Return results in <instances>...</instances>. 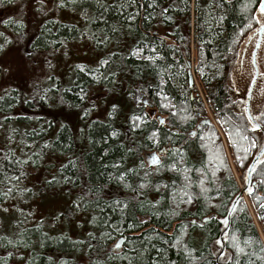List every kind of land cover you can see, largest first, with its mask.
Returning a JSON list of instances; mask_svg holds the SVG:
<instances>
[{"label": "trees", "instance_id": "trees-1", "mask_svg": "<svg viewBox=\"0 0 264 264\" xmlns=\"http://www.w3.org/2000/svg\"><path fill=\"white\" fill-rule=\"evenodd\" d=\"M54 1L64 10L79 11L83 29L44 18L32 31L29 50L59 51L78 40L97 57L99 67L73 68L62 80L67 83L74 76L69 89L49 77L27 92L16 87L0 95V264H218L214 247L225 228L220 218L240 191L233 170L243 184L261 145L259 131L241 119L224 88L233 59L259 25L260 0H212L210 39L198 19L191 34L189 0H77L76 7L67 6L69 0ZM6 6L3 43L12 38L11 44L19 40L22 45L23 31ZM165 13L169 22L162 18ZM192 67L219 129L212 119L196 129L208 118L204 103L198 94H187L190 88L185 87L183 97L174 86V79L186 83ZM93 86L107 92L99 91L95 107L84 111L71 95ZM135 90L149 97L147 107L132 103ZM156 93L163 105L175 108L178 120L164 112ZM58 95L70 97L67 115L77 125L75 134L68 124L41 114L60 105ZM2 106L10 111L24 106L35 120L19 124L16 118H4ZM149 108L156 110L155 116L148 114ZM7 120L24 126L26 134H7L12 125ZM259 123L264 130V113ZM161 147L166 153L146 176L136 178L142 153ZM48 168L54 169L50 177L45 175ZM251 181L255 186L246 196L260 232L241 199L223 238L220 263L264 264V155ZM145 184L144 191L139 185ZM117 186L128 192L129 200H118L120 193L109 191ZM40 187L50 194H41ZM212 195L210 200L203 197ZM45 201L52 202L44 213L49 222L42 217ZM33 214L39 218L28 222ZM209 214L216 217L202 226L191 222ZM118 237L125 241L114 250L109 246Z\"/></svg>", "mask_w": 264, "mask_h": 264}, {"label": "rangeland", "instance_id": "rangeland-1", "mask_svg": "<svg viewBox=\"0 0 264 264\" xmlns=\"http://www.w3.org/2000/svg\"><path fill=\"white\" fill-rule=\"evenodd\" d=\"M230 1V0H227ZM4 2V3H3ZM77 0H69L67 6H73L76 7ZM189 6H190V18H191V34L195 31L196 28H198L197 19L199 20V26L202 25L205 28V31L209 34V39L212 37L210 35V29L212 27V16H211V10L213 7L212 0H201V3H198L197 0H189ZM5 3H10V6L3 5ZM183 2L180 1V4ZM64 4V3H63ZM6 6L8 9L6 10L7 15L9 17H13L17 22L15 24V27L21 31H23L24 38L22 40V45H20V41L16 40L11 44V39L6 44L3 43V33L4 27L7 22H3L2 18V11L3 7ZM60 7V9H59ZM63 5H60V2L57 6V1L54 0H0V95L7 94L11 92V89L14 88H20L21 91L27 92V90L34 89V86L37 85L41 86V83L47 82V79L49 77L54 78V82L61 85L64 79L63 77L65 74H68V72L73 73V68L76 70H83L81 65H85L89 67V70L98 69L99 67V61L97 60V57L87 51L86 47L84 45H81L78 40L73 42L71 41L70 44H67L64 48L59 49V51H48L46 53H39V52H32L29 50V45L32 41V31L36 30V28L39 27L42 23V19L47 18L48 20H53L57 23H62L64 25L71 24V26H75L77 29L81 30L83 29V23L80 22V12L79 11H71L70 9L64 10L62 9ZM151 7V6H149ZM70 10V11H69ZM75 10V8H74ZM158 12V11H157ZM163 19L169 22L171 18H168V14H162ZM155 16H158V13H156ZM46 19V21H47ZM155 21L156 18H153ZM258 22L259 24L264 22V15L258 14ZM12 28V27H11ZM65 27H62L64 29ZM71 28V27H69ZM15 29L19 32V30ZM65 30V29H64ZM159 30L162 32V28L160 27ZM33 31V33H34ZM66 33L70 32L66 31ZM52 36V35H50ZM251 34L246 37L244 40L240 51L238 55L233 59L231 63V67L228 71L227 79L225 81L224 88L226 89L227 93L229 94V97L231 96V100L233 104V109L238 111L239 116L241 119L249 125V120L246 116L245 112V104L247 101L248 91L251 85V81L254 75L253 66L251 64V50L253 48V42L251 40L253 38H250ZM30 40V41H29ZM193 41V38H191V43ZM84 44V43H83ZM86 45V44H85ZM89 49V47H87ZM242 52L244 53V59H240ZM257 62V69H258V78L255 81L252 94H251V100H250V113L252 117L259 122L263 113H264V47L262 48L261 52L259 53V57L256 58ZM260 63V65H259ZM243 66L241 67V65ZM259 67V68H258ZM74 70V72H75ZM192 76H193V87L194 90L191 91V87L189 86V77H186V83H179L177 79H174V86L178 90H181V95L185 97V87L189 89L187 92L188 95H191V97H196L197 94L200 97L199 99L202 100V102L205 105L206 111L208 113V118L205 120H209L218 128L216 125L212 115L209 112L208 107L206 106V103L203 99V91L201 89V86L199 85V80L197 76L195 75V72L192 68H189ZM73 75V74H72ZM188 75V72H187ZM89 76V75H88ZM96 75L91 76V79H94ZM74 77V76H73ZM73 77L66 83V81L63 83V86L65 89H69L73 87V83L75 79ZM185 81V79H184ZM188 84V85H187ZM57 86V85H55ZM125 88L126 86L123 84L122 88ZM36 88V87H35ZM61 89V88H60ZM61 91V90H60ZM102 92V94L106 93V90H100L99 87L93 86L92 91L88 89L86 93H81L79 91L75 92L72 96L74 98L75 102H78V104L81 106L84 111H87L88 109L92 110L95 107L96 101L100 98L101 94L98 92ZM114 90H111V92ZM127 91V88L125 89V92ZM197 93H196V92ZM59 92V91H58ZM159 98V105L163 107L164 112L166 113H172L178 120L177 111L173 106L163 105L164 100L162 101V96L160 97L158 93H156ZM180 97V100H182V97ZM57 98V97H56ZM69 99V101H68ZM59 101V104H55L56 106H53V108H48V110H51L50 112H41L42 116H45L48 118H53L56 120H59L63 123L68 124V128L71 131L72 134H75L76 132V123L73 122V118L70 115H67L68 111L71 110L70 106V97H62L58 95V98L56 101ZM149 100V97L146 95L144 91L135 90L132 93L131 101L136 106H142V101ZM79 108V109H80ZM192 109L194 110V107L192 105ZM151 110V108H149ZM2 115L4 118H16V122L21 124L23 121H31L35 119H30V117L36 116L35 114L27 111L25 107L23 106L21 110L16 111H10L7 107H1ZM79 111V110H78ZM27 112L29 115H23L22 113ZM22 114V115H21ZM18 115V117H17ZM40 115V114H39ZM1 116V115H0ZM185 119H182L184 121ZM10 123H7V125H11L13 120H7ZM6 121V122H7ZM15 121V119H14ZM204 121V120H203ZM1 122V121H0ZM24 126L19 125L16 126L12 124L10 126V129L5 131L7 134L9 132H12L14 137H18L20 134L24 133L26 134V131ZM55 128H52V130L55 131ZM219 129V128H218ZM194 132V131H193ZM6 134V135H7ZM194 134V133H191ZM192 136V135H191ZM12 137V134L10 135ZM4 150V146L0 144V151ZM166 149L165 152L166 153ZM160 152V149H156L155 151H144L141 155L142 157V163L139 162V164H136V169L138 171V174H136V178H138L140 175H147L145 172L148 168L153 169L155 166V163L158 162L160 157L158 156ZM161 155V154H160ZM158 156V159H156ZM230 160V158H229ZM150 166H153L152 168ZM36 168H40V166H36ZM54 169H47L45 175L47 177H50L51 174H53ZM234 177L239 183L240 191L243 188L244 183L240 181V176L238 173H236L233 170ZM34 174V172H33ZM214 178V177H213ZM214 185H216V178L214 179ZM142 190L145 191L147 186L146 184L141 186L139 185ZM67 189L60 190L59 193L64 194ZM38 191L41 192V194H50L48 189L44 187H40ZM112 194L120 193L117 196V199H127L129 200L128 192H124L121 187H115L114 189L109 190ZM204 191V185L202 187V192ZM239 191V192H240ZM51 193H56V191H53ZM206 194V192H203ZM207 200L215 198L214 195L212 196H203ZM63 199V198H62ZM118 199V200H119ZM57 199V201H59ZM47 201V200H46ZM44 202L41 205L42 209V217H45V222H49L50 218L48 216H45V210L46 206L47 208L52 206V202ZM123 201V200H122ZM243 201L245 205L247 206L250 214L253 216L254 221L256 222V226L260 232V226L258 223V220L254 216L253 210L250 206L249 198L245 195L243 197ZM72 204L74 201L71 202ZM115 204L121 203L114 201ZM60 202H57L55 205H59ZM209 206L211 208L215 207L214 202H209ZM123 208V206H121ZM121 208V209H122ZM210 214L208 215V217ZM37 214L30 215V218L28 219V222H34L35 219H37ZM225 218V217H224ZM224 218H220V222L222 220L224 221ZM46 231H49L48 229H45ZM120 237L116 238L114 242L109 246L110 248L114 249V246L119 240ZM215 248V260H218V264L224 260H222L224 253L222 256H219L221 254V246L217 244ZM115 250V249H114ZM21 264H25L24 262H20Z\"/></svg>", "mask_w": 264, "mask_h": 264}, {"label": "water", "instance_id": "water-1", "mask_svg": "<svg viewBox=\"0 0 264 264\" xmlns=\"http://www.w3.org/2000/svg\"><path fill=\"white\" fill-rule=\"evenodd\" d=\"M261 7H264V0H260L259 1V4H258V12L260 15H264V12L260 11ZM264 32V22L260 23L257 28H256V31L251 35V37L253 36H256L257 35V42L253 48V52H252V58H251V64L253 66V70H254V75H253V78H252V81H251V85H250V88H249V91H248V96H247V101H246V104H245V111H246V116L250 122L251 125L254 126V128L259 131L260 135H261V145H260V148L257 150L256 154L254 155V158L252 159L250 165L248 166V169L246 171V175H245V180H244V185H243V188L242 190L237 194V196L234 198V200L232 201L229 209H228V212H227V215L226 217L224 218V221L222 220V223L225 225V228L224 230L222 231V233L219 235V238L217 239V243L221 246V254L219 256H222V254L224 253L225 251V245H224V241H223V238L226 237L227 233H228V230H229V224H230V217L233 213V211L235 210L237 204L240 202L241 199H243V197L249 193V192H252V190H250L251 187L255 186V183L251 181L252 179V173L254 171V169L256 168L257 164L260 162V160L262 159L263 155H264V130L261 126V124L259 122H257L251 115L250 113V100H251V94H252V90H253V87H254V84H255V81L256 79L258 78V69H257V65H256V55H257V52L259 50V45H260V41H261V37H262V34ZM188 77H189V86H193L194 83H193V76L190 72V70H188ZM144 105H147V102L145 101L144 102ZM148 114L153 117L155 114H156V111L155 109H151V110H148ZM158 118V117H157ZM159 122L163 121L162 118L158 119ZM210 121L209 120H204V121H201L196 129H199L200 126L202 124H205V123H209ZM195 133V132H193ZM165 152V149L164 148H161L160 149V152H159V155L160 154H164ZM158 155V156H159ZM158 156L156 159H158ZM216 216L215 215H211L209 217H206L204 218L203 220L201 221H195V220H192L191 222L194 223V222H197V224L199 226H202L205 222L209 221L211 218H215ZM125 239L124 238H120L119 240H117L116 244H115V248H120L122 246V244L124 243ZM218 260H216L217 262Z\"/></svg>", "mask_w": 264, "mask_h": 264}, {"label": "flooded vegetation", "instance_id": "flooded-vegetation-1", "mask_svg": "<svg viewBox=\"0 0 264 264\" xmlns=\"http://www.w3.org/2000/svg\"><path fill=\"white\" fill-rule=\"evenodd\" d=\"M250 38H253L252 40H251V42H253L254 44V46H255V44H256V42H257V35L256 36H253V37H250ZM254 46H253V48H254ZM260 47H259V50H258V52H257V55H256V58H258L259 57V53L261 52V50H262V48L264 47V32H263V34H262V37H261V41H260V45H259ZM253 48H252V52H253ZM252 52H251V58H252ZM245 53V52H244ZM244 53L242 52V54H241V57H240V59L242 60V59H244ZM256 62H257V59H256ZM259 65H260V63H259ZM243 66V64L241 65V67ZM259 68V67H258ZM146 100H144V101H142V103L143 102H145ZM146 107H147V105H146ZM156 111V110H155ZM246 112V111H245ZM156 115V114H155ZM154 115V116H155ZM158 118L157 119H160V117L159 116H157ZM159 122V121H158ZM159 123H161V122H159ZM162 124V123H161ZM175 133H178V131L177 130H175ZM191 133H193V132H191ZM161 148H163V147H161ZM160 148V149H161ZM166 149V148H165ZM167 150V149H166ZM165 154V153H164ZM161 155H163V154H161Z\"/></svg>", "mask_w": 264, "mask_h": 264}, {"label": "snow or ice", "instance_id": "snow-or-ice-1", "mask_svg": "<svg viewBox=\"0 0 264 264\" xmlns=\"http://www.w3.org/2000/svg\"><path fill=\"white\" fill-rule=\"evenodd\" d=\"M260 11L264 12V7H261ZM163 123V121H161Z\"/></svg>", "mask_w": 264, "mask_h": 264}]
</instances>
